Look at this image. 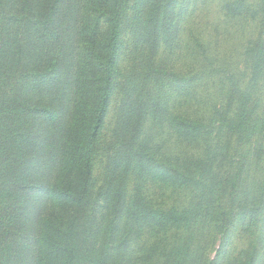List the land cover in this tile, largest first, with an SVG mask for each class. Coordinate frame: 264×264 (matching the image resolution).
<instances>
[{
    "label": "trees",
    "instance_id": "obj_1",
    "mask_svg": "<svg viewBox=\"0 0 264 264\" xmlns=\"http://www.w3.org/2000/svg\"><path fill=\"white\" fill-rule=\"evenodd\" d=\"M147 2L151 9L142 23L149 57L161 46L168 48L165 54L173 56L181 44L195 37V32L202 33L200 25H194L188 18L184 24L182 11L190 10L191 0H0V226L12 227L0 232V264H32L30 261L35 260L34 254L41 246L47 257L35 264H59V258L64 255H67L66 264H75L76 255L87 243L81 235L80 209L87 208L96 193L93 168L101 155L98 149L101 131L113 99L122 96L127 86L120 75L125 68L128 44L136 38L141 24L138 19L144 14L137 9ZM215 9L213 13L211 10ZM204 10L227 22L250 15L244 0L234 3L207 0ZM133 22L136 27L130 30ZM167 28L172 33L169 38ZM260 35L253 46L241 53L248 62L249 73L243 77L247 83L242 91L232 76L226 82L218 79L217 84L213 78L206 82L201 79V84L206 85L205 98L194 101L208 109V125L203 121L196 125L169 124L175 117L172 111L168 112L170 106L165 102L172 94L163 91L164 77L154 79L161 90L156 99L146 91L151 77L146 74L140 79L138 91L129 95L128 104L137 109V120L130 119L132 125L127 129L123 147L128 144L132 153L139 142L138 152L148 151L151 155L147 164L140 160L138 166L126 172L125 178L142 179L143 187L158 185L159 181L168 187L178 185L188 189L192 185L194 190L199 188L198 178L203 190L200 200L191 197L178 210L179 219L174 218L172 210L156 216L151 202L143 208L137 206L139 212L146 213L145 217L140 215L145 222L139 226H156L157 240L173 222H183L181 227L190 234L191 240L186 244L191 249L189 256L179 258L175 247L161 264H204L206 254L198 244L192 253L193 240L198 235L206 238L205 233L210 231L219 236L220 247L208 264H224L230 259L228 247L235 234L245 242L244 249L230 259L231 264H238L247 250L254 252L255 232L264 234V109L261 107L264 106V29ZM198 43L200 58L208 56L206 48ZM155 73L151 65L150 75ZM160 75H164L162 71ZM188 84L177 83L169 91L176 92L175 98L187 92V99L192 100ZM259 86L263 91L256 98V105L248 109L244 98ZM207 94H212L214 101ZM158 105L161 109L156 118L152 113ZM164 119L168 123L164 134L185 141L186 145L195 142L197 136L205 142L217 136L218 142L223 140L232 145L234 142L236 146H216L205 151H193L187 146L181 153L177 143V150L165 147L170 153L177 151L170 156L171 170L167 172L162 167L159 171L151 164H156L153 154L159 157L165 154L154 144L153 126L161 125ZM218 121L221 129L216 134L212 126ZM61 125L69 131L67 142L57 130ZM13 128L20 133L18 141L9 135ZM88 140L92 141L91 145L94 143V149H87ZM253 144L254 148H250ZM187 149L191 153L185 152ZM65 154L70 155L67 163L59 162L58 156ZM131 161L136 165L135 156ZM62 204H66L64 209L69 207L73 211L68 213L67 220H73L69 225L64 223ZM48 215L52 216L47 218ZM18 216L23 217L25 224L16 223ZM13 223L19 225L14 227ZM202 239L197 237L200 242ZM21 252L27 259L20 257ZM115 254L118 253H86L89 264H111V261L119 264L113 260ZM253 260L251 257L249 264ZM77 263L88 264L81 256Z\"/></svg>",
    "mask_w": 264,
    "mask_h": 264
},
{
    "label": "rangeland",
    "instance_id": "obj_2",
    "mask_svg": "<svg viewBox=\"0 0 264 264\" xmlns=\"http://www.w3.org/2000/svg\"><path fill=\"white\" fill-rule=\"evenodd\" d=\"M191 1V5L189 6L190 12L188 10L182 11L185 19L184 24H186L188 18V21L194 23V25H200L202 33L195 32V37L189 39L188 42L186 41V44H181V46L175 50L173 56L165 54L164 51H167L168 48L163 46L159 48V52H155L151 57L148 56L149 43L147 40L146 47V40L143 41L145 26L142 21L149 15L151 6L149 2H147L143 4L141 8L139 7L140 9H137V11L140 10L138 12L144 14L141 20L140 17L138 19V22H141V24L139 25L140 28L136 34V38L133 39V41L128 38L130 42L126 53V64H124L125 68L124 70L122 69V74L120 75L122 77L120 80L124 81L127 86L123 89L122 96L117 95V100H115V98L113 99L105 127L101 131L99 147L97 146L98 149H100L99 153L101 152V155L96 159L93 168L95 177L94 184L97 186L96 193L93 194L94 198L89 200L88 207L80 209L82 214L79 216L81 221L80 224L83 227V233L81 235L87 243L81 248L78 255H76L75 264H78L77 262L80 256L83 258V261L89 264L86 255L87 252L91 254L95 253V255L99 253L102 255L105 253H110L111 255L118 253L113 255V260L119 264H153L156 262L161 264L165 262L175 247L177 250L176 253L179 254V258L183 259L184 256H189L188 253L191 249L186 247V244L191 240L189 238L190 234L186 233L181 227L184 224L183 222L178 224L173 221L179 219L181 212L178 210L186 206L191 197L200 200L199 196L202 195L203 191L201 182L197 178L199 185L197 190H194L192 185L188 189H185L186 186L179 187L178 185L176 187H168L159 181L158 183L160 185L146 186V188L142 185V179L138 180L134 179V177L131 179L125 178L126 172L138 166L140 160H143L147 164L151 155L148 151L138 152L137 145H139V142H136V151L132 153L130 150L131 147L128 144L126 147H123V143L126 141L127 129L129 125H132L130 119L133 118L135 121L137 120L135 118L137 109L133 104H128L131 100L129 95L133 94L134 91H138L140 79L146 74L149 77L151 76L146 91L152 93L153 98L156 99L161 90L157 88L154 79L164 77L165 86L163 87V91L172 94L165 102L170 106L168 112L172 111L175 117V120L169 124L172 125V127L173 123L181 125H184V123H193L196 125L198 122L203 121L205 125H208L210 122L208 109L206 107L203 108L201 104H197L194 101V98H205L206 85L201 84V79H205L206 82L207 79L213 78V83L217 84V82L220 81L218 79L226 82L227 77L232 76L235 83L239 85L242 91L247 83V79L245 80L243 77L249 76V73L247 67L248 62L245 60L244 56L241 57V53L246 50L248 46H253L254 43L262 37L260 34L261 32L263 33L264 29V0H244L246 9H248V14L250 13V15L232 22L223 20L219 15L216 17L210 15L213 14L216 9L211 10L213 13L204 10V3H206L207 0ZM231 1L234 3L240 0ZM197 4L198 6L196 7ZM170 12L171 11H169V13ZM175 12L172 11L170 14ZM251 13L256 15H251ZM135 27L136 25L133 22L130 30H133ZM102 31H104V29H102L100 33H102ZM166 34L168 38L171 36L172 33L169 28H167ZM197 43L199 46L202 45L206 48L208 56L200 58V51L197 49ZM194 55H197L196 60H193ZM189 56L190 59H188ZM151 65L156 69L155 75H150ZM160 71H162L164 75H160ZM193 77L199 78L198 81ZM192 79L195 81L194 84ZM184 82L189 83L187 86L190 88L192 100L187 99V92L175 98L176 92L169 91V89L176 86L177 83L184 84ZM194 86H197V88ZM250 91H253L250 93V96L244 98V104L245 106L247 105L248 109H250L253 104L256 105V98H258L260 91L263 90L259 86V88L256 89L254 87ZM207 98L210 101H214V96H212V94H207ZM121 106L122 108L120 109ZM261 107L264 109V106ZM160 109L159 105L154 109L152 113L153 117L156 116V118H158ZM117 111L119 112V117L115 119ZM122 117L124 120L121 121L120 119H122ZM223 121L222 118L221 123L225 126L226 124H224ZM122 122H124V124ZM165 123H167L166 119H164L161 125L155 123L153 126V136H155L154 144L159 145L160 151L165 154L162 157L153 154L156 164H151L159 171L162 170V167H164L167 172L171 170L173 158L170 156L177 153V151H171L170 153L165 147L177 150V143L180 145L179 150L181 153L187 146L191 147L193 151L211 150L216 146L222 147L228 145L233 148L236 146L234 142L233 145L223 140L218 142L217 136L211 137L209 141L206 142L203 137L199 139L197 136L195 142L186 145L185 141L180 142L164 134L163 130L168 131V125H165ZM212 127L216 128L214 133L217 134L221 129L220 121ZM57 130L63 135L62 140H64V142L70 139V137H68L70 136L69 131H67L63 125L58 127ZM16 132L19 131H15L13 128V131H11L9 135H13L14 139H16L15 141H18L20 133ZM157 132L158 134H155ZM85 135L86 134H84V136ZM84 141H86V139ZM91 143L92 141L88 140L86 144L89 150L94 149V143L92 145ZM182 145H184V147H182ZM250 148H254V144L251 145ZM185 152L191 153L188 149L185 150ZM251 152L254 153V151ZM133 156L137 159L136 165L131 161ZM68 159H70L69 154L58 156L59 162L67 163ZM116 163H118V165ZM129 165L130 167H128ZM93 199L95 200L92 201ZM54 202L57 204L59 201L55 198ZM150 202L152 203V213L156 216L161 215L163 212L168 214L171 212L170 210L175 213V219L172 221L173 223L167 229L164 236L160 235L161 238L159 240H157L155 234L156 226H152V228L148 226H139L141 223L145 222L142 217H145L146 213L139 212L137 206L143 208ZM65 205L66 204H62V215L65 225H69V222L73 220H67L69 218L68 213L73 211H70L69 207L68 210L64 209ZM50 216L52 215H48L47 218ZM170 216H172V214ZM15 221L16 223L23 222L25 224L22 216H18V220ZM17 225L19 224H16L14 227ZM26 225L29 224L27 223ZM8 226L9 225H6V227L0 226V232L7 228H12ZM66 230L69 231V227L66 226ZM257 231L258 232H255L257 235H255L253 239L256 243L254 252L252 250H247L245 256L238 264H249L251 257L254 260L252 263L250 262V264H264V234L259 230ZM205 234L208 236L204 239L199 235L197 236L199 239H202L203 242L198 241L197 237L193 240L194 249L192 253L197 248L198 244L200 250L204 251L206 254L204 264H208L216 255L220 244L217 233L210 231ZM18 239L21 241V238ZM230 242L228 257L233 259L238 251L244 249L245 242L238 237V234H235ZM208 244L210 246H208ZM20 257L22 259L26 258L25 254L23 255L22 252ZM46 257L47 253L41 246L39 252L34 254L35 260L30 261V263L35 264L40 258L44 259ZM65 259H67V255L59 258V264H66ZM216 259L219 260L220 258ZM230 259L224 264H231L232 261H230ZM111 264L115 263L111 261Z\"/></svg>",
    "mask_w": 264,
    "mask_h": 264
}]
</instances>
